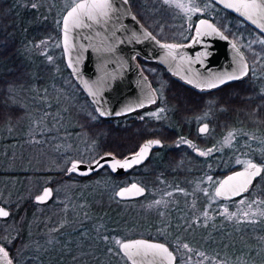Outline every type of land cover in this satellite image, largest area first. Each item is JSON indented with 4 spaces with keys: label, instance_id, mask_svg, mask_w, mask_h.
Segmentation results:
<instances>
[{
    "label": "trees",
    "instance_id": "16d2710c",
    "mask_svg": "<svg viewBox=\"0 0 264 264\" xmlns=\"http://www.w3.org/2000/svg\"><path fill=\"white\" fill-rule=\"evenodd\" d=\"M76 1L78 0H0V141L11 146L14 153H18L15 155L11 153L9 170L3 172L4 175L10 176L12 183L15 179L22 181V185L16 191L17 194H12L10 198L12 206L9 207L11 211L19 209L18 217L13 212L12 218L13 225L20 223L18 236L12 242V249H8L13 264H86L97 261L101 256L106 259L113 258L114 264H128L118 249L121 242L130 240L129 238L144 237L147 240L168 244L159 237H149L142 231L135 232L131 237H122L120 232L122 220L119 216H115L120 207V202L115 197L118 188L115 182L117 177L107 168L88 178L67 175L60 158L62 156H58V152L42 146L47 150L42 157V163L38 165L37 159L41 147L26 143L28 131L30 127L32 128L33 114L42 107L41 98L44 91L46 93L51 91L48 96L49 103L54 102L51 105L52 110H56L59 116H62L57 126L63 127L65 123H69L68 129L61 131L68 134L79 131L89 138L107 137V135L117 137L121 133L116 131L118 127L115 119L107 120L97 116L64 63L60 44L61 22L66 11ZM128 3L139 22L160 41L173 44L182 42L179 27L183 20L178 13L166 9L159 0H128ZM220 16L234 23L236 41L244 38L264 40L263 34L250 29L239 17L224 12ZM220 16H216L217 18L213 20L218 25L223 23ZM239 48L249 60V69L244 80L247 83L243 84V89L236 90L235 107L238 114L236 118L249 120L251 122L249 126L258 129L259 134H262L264 132V122L261 121L264 120V90H262L264 43L239 45ZM141 69L151 84L161 81L158 85L167 86L165 82L170 76L158 64L141 63ZM238 108L244 111L237 110ZM255 122L261 123L255 125ZM5 136L9 138L3 139ZM97 142L100 143L98 150L100 149L101 153H105L106 148L111 147L110 151L116 154V149L107 145V142L103 144L99 140ZM35 151L39 152L34 156ZM252 160L264 167L261 159L253 157ZM47 179L52 180V186H59L63 188L64 193H67H65L67 203L63 205L65 207L72 205L77 194L87 192L91 195L93 200L88 208L91 220L84 227L94 232L91 228L93 221L101 225L103 228L99 236L100 241L90 238L84 240L82 235L78 237L79 229L68 228L65 232L59 233L58 246L48 249L47 245H42L44 243L40 241L42 238L38 231L40 226L55 223L52 220L58 216L57 210L63 207L53 206L50 202L45 206L52 209L37 218L36 208L41 206L35 205L30 197L39 193ZM23 199L26 200L25 207L28 208L26 213H23V204L19 206ZM124 211H127V207H124ZM48 218L51 221L45 222L44 220L48 221ZM3 222L6 221L0 220V235L4 234ZM28 233L36 235L29 239ZM88 234L91 235L90 232ZM37 236L40 238L38 239ZM66 240H68L67 249H73L76 245L86 242L93 251H82L81 257L74 253H61L56 260L55 257L51 259L57 247L59 249L66 247ZM119 240V244L114 243ZM77 241L81 243L77 244ZM227 242H234L236 245L246 243L257 248L263 244L264 250V224L258 223L252 230L238 231L235 238L221 240L219 244L224 246ZM36 246H39L42 252L45 249L46 256H40ZM175 264H181V261L177 260Z\"/></svg>",
    "mask_w": 264,
    "mask_h": 264
},
{
    "label": "flooded vegetation",
    "instance_id": "af4514ba",
    "mask_svg": "<svg viewBox=\"0 0 264 264\" xmlns=\"http://www.w3.org/2000/svg\"><path fill=\"white\" fill-rule=\"evenodd\" d=\"M159 1L166 9L178 13L183 20L179 27L182 42L175 45H188L194 36L196 26L202 20L209 21L238 48L239 45L264 43L263 39L244 38L236 41L234 23L228 22L229 20L220 15L224 12L238 16L220 7L213 0ZM216 16H220L223 23L219 25L215 23L213 20L217 18ZM243 21L250 29L259 33L252 25ZM146 29L160 43L173 44L160 41L148 28ZM211 36L210 33H205L206 38L199 44L205 47L212 45ZM205 50L208 51L207 48ZM239 50L243 54L240 48ZM243 57L248 70L249 60L244 54ZM135 60L140 69L141 63H148L139 57ZM220 68L211 73L186 69L185 80L182 81L162 68L170 78L165 82L167 86L158 85L161 81L156 84L150 83L156 99L153 105L124 116L107 119H115L116 125L122 130L138 124L145 133L141 144H139L141 134L138 131L132 135L121 132L116 137L119 157L115 158L119 161L137 154L147 141L161 143L160 147L150 151L144 163L116 176L118 180L116 192L131 186H139L144 190L142 196L134 199L116 198L120 202L119 208L124 211V207H127L126 216H134L138 221L142 219L149 223L148 232L155 234L158 232L152 226L157 220L165 222L176 215L187 214V219H193L198 227L196 239L198 241L195 247L203 252L209 250L216 253L221 251L217 247L218 243L210 247L201 245L211 239H217L216 242L220 240L221 243V240H229L230 235L235 236L238 231H246V227H249L236 225L234 212L237 204L245 202L244 209H246L251 199H260L264 202V167L253 162L252 154L246 151L247 144L252 138L245 133L244 126L250 122L236 118V89L247 83L244 82L246 76L232 79L235 65L230 59L223 60ZM224 78H228L229 81L219 83L220 79ZM216 82L218 85L210 86L215 85ZM193 83L201 86L194 87ZM257 135L259 137L258 133ZM262 138L264 139V133ZM243 159L247 161L242 162ZM252 163L261 167L262 171L245 192L236 196L235 190L231 188L220 191L221 183L228 176L247 170ZM255 223L264 224V217H260ZM165 245L174 254L173 248L168 244ZM232 250L235 251L236 248H230V251ZM191 263L195 264L194 260H191Z\"/></svg>",
    "mask_w": 264,
    "mask_h": 264
},
{
    "label": "water",
    "instance_id": "95a60500",
    "mask_svg": "<svg viewBox=\"0 0 264 264\" xmlns=\"http://www.w3.org/2000/svg\"><path fill=\"white\" fill-rule=\"evenodd\" d=\"M213 1L264 34V0ZM205 33H210L213 39L212 45L206 47L199 44L206 38ZM60 34L66 68L101 119L124 116L156 102L150 82L136 63V57L158 64L181 81L185 80L186 69L211 73L221 69L222 61L227 59L232 60L235 65L232 79L236 80L247 74V65L239 48L209 21L202 20L198 23L188 45L163 44L135 17L128 0H78L64 14ZM224 81L229 79H220L219 83ZM192 85L201 86L196 83ZM216 85L218 82L210 86ZM160 146L158 141H147L137 154L122 161L112 155H102L90 163L73 161L67 174L88 178L107 167L114 176H119L144 163L150 151ZM261 171V167L249 164L247 170L228 176L221 183L220 191L231 188L237 196L251 186ZM143 194L144 190L139 186H131L118 190L115 196L117 199L129 200ZM52 198V188L45 187L33 201L36 205H45ZM0 210L8 213L6 216L0 215V220H7L9 210L2 205ZM118 249L128 264L176 262L172 251L158 241L131 239L121 242ZM0 264H9L2 249Z\"/></svg>",
    "mask_w": 264,
    "mask_h": 264
},
{
    "label": "rangeland",
    "instance_id": "374dc122",
    "mask_svg": "<svg viewBox=\"0 0 264 264\" xmlns=\"http://www.w3.org/2000/svg\"><path fill=\"white\" fill-rule=\"evenodd\" d=\"M237 89H243L242 86L237 87ZM236 89V90H237ZM49 91L46 93L43 92V96L41 98L42 107L41 109L37 111V113L33 114L32 117V128L30 127L28 131V141L26 143L31 144L33 146H40L41 150L37 162H39L38 165L42 163V157L44 155L46 148H42V146L50 148V150H54L55 152H58V156L60 157L63 165L65 166V171L67 174V169L70 166V164L73 161H78L82 163H90L97 159L99 156L106 154L113 155L114 157H119V154L117 152V141L118 139L115 136H93L88 137L87 135H83L82 132L77 131L74 134H68L66 132L61 131L67 130L69 127V123H65V126L58 127V120L62 118V116H59V114L56 112V110H52V104L49 103ZM57 93V92H56ZM236 108V107H235ZM237 110H242L241 108H238ZM236 113V117H237ZM62 121V120H61ZM264 122V120H261ZM261 122H255V125L259 124ZM251 124V122H250ZM242 126L246 129V134L252 138L251 141H249V144H247L246 151H250V154H252V158L256 157L258 159L262 160V163L264 164V139L262 138V134H259V130L256 128H251L249 125ZM136 126V127H135ZM132 127H127L126 130L122 129H116L118 132L123 133H132L135 134L137 131L139 134H141V138H139V144L143 141V136L145 135L144 131L142 130V126L139 127V125H135ZM118 127V126H116ZM240 131V130H237ZM241 133V132H240ZM259 134V137L257 135ZM131 134V135H132ZM238 134V133H237ZM130 135V134H129ZM9 137H3V139H8ZM101 141L102 144L107 142V145H111L113 148L116 149V154L110 151L111 147L106 148L105 153H101V150L99 151L98 148H100V143L98 144L97 141ZM22 142V141H21ZM109 142V143H108ZM24 143V142H22ZM138 144V145H139ZM110 148V149H109ZM102 149V148H101ZM39 151H35L33 155L35 156ZM12 154H18L14 153L13 148L9 146L8 144L1 143L0 141V205H2L4 208L9 210V218L7 220H3L6 222H3V228H4V234L0 235V249H2L9 261V264H13L12 258L10 253L8 252V249H12L13 246V240L18 236V230H19V224L15 223L13 225L14 220L12 218L13 212L15 216H17V212L19 211L18 208H16L14 211L10 210L9 207L12 206V201H10V198L12 194H17L16 191L19 190V187L22 185V181L20 179L13 180V183L10 179V176L4 175L3 171L9 170V159ZM126 153H129V151H126ZM251 158V160H252ZM27 159V158H26ZM29 160V159H28ZM249 160V159H248ZM33 161V160H32ZM246 160H242V162H246ZM253 161V160H252ZM9 166V167H8ZM116 183H118V180H115ZM52 180L47 179L45 183L42 185L41 190L39 193L31 195V200L33 202V198H35L37 195H39L43 188L45 187H51L53 191V198L51 200V204L53 206H63L66 205L65 196L66 194L63 192V188L61 187H54L52 186ZM51 184V185H49ZM83 187V186H82ZM30 196V195H29ZM26 199V197H25ZM23 199V202L19 204L24 207L23 213L27 212L26 206V200ZM250 198H248L249 200ZM258 199V198H256ZM93 198H91V195L87 192L80 193L76 195V198L73 200L72 205H67L66 207L63 206L60 209L57 210L56 214L58 213V216L53 218L52 221H55V223H46L43 226H40L39 230L41 235V242L44 243L42 245H47L48 249L52 247L58 246V240H59V233L65 232L68 228L73 229H79L77 232L80 234L78 237H81L84 240L87 239H96V241H100V233L102 230V226L98 223L94 222L92 223V230L94 232L87 230L84 225L89 223L91 220L89 215L90 204L92 202ZM249 200V205L246 209H244L245 202H240L237 204L234 212V216H236L235 222L236 225H247L249 227H246V229L252 230L255 227V221L259 220L260 217H264V202L260 199L258 200ZM260 200V201H259ZM50 204V205H51ZM49 206V205H48ZM52 206V207H53ZM87 207V208H86ZM36 216L37 218H40L41 215H43L46 211L51 210V207H39L36 208ZM53 212V210H52ZM125 213V214H124ZM245 214V217H242V215ZM62 215V216H60ZM187 214L183 215H176L174 217L168 218L165 220V222L156 221L154 222L155 225L152 226L153 229L158 232L155 233H149V223L145 222L144 220L138 221L136 217L134 216H126V212L123 211L122 208H119L117 210V213L115 216H119L121 218V229L120 232L122 234V237L128 236L131 237L137 231H142L145 233V235L149 237H159L162 241L168 243L173 248V252L177 257V260L181 261V264H191V260H194L195 264H264V250L263 244L261 247H251L247 245L246 243H239L238 245L234 244V242L230 243L227 242L224 246V248L219 244V242H216L215 240H209L208 243H204V247H210L214 243H218V248H220V252H212L209 250H205V252L198 250L195 246L197 245V226L194 223V220L187 219ZM35 214L33 215V217ZM241 216V217H240ZM18 217V216H17ZM42 218V217H41ZM39 220V219H38ZM2 221V220H1ZM45 222H50L51 219L48 218L47 220H44ZM196 226V227H195ZM90 227V226H89ZM101 228V229H100ZM91 233L89 235L88 233ZM36 235V234H35ZM35 235H31V233H28L29 239ZM130 235V236H129ZM32 236V237H31ZM91 236V237H90ZM145 236V237H147ZM230 235L231 240L232 238H235V236ZM38 239L40 238L37 236ZM144 238V237H143ZM193 238V239H192ZM130 240L132 238H129ZM145 239V238H144ZM147 239V238H146ZM235 241V240H234ZM67 242L66 240V247L64 249H59V247L56 248V251L54 254H52L51 259L56 260V257H59V254H70L74 253L76 256L81 257L82 253L84 251L92 252V247L89 248L87 243L81 241H77V244L81 243L80 245H76L73 249H67ZM30 242H28L29 245ZM115 244H119V241L114 242ZM91 246V245H90ZM200 246V247H201ZM235 247V251H230V248ZM92 249V250H91ZM36 250L39 251V255L44 257L45 249H43V252L40 251L39 246H36ZM74 251V252H73ZM38 254V253H37ZM38 255V256H39ZM108 262H107V261ZM56 262V261H55ZM114 264V259L108 257V259L104 257L97 258V261L90 263L86 262V264ZM55 264V263H54Z\"/></svg>",
    "mask_w": 264,
    "mask_h": 264
},
{
    "label": "snow or ice",
    "instance_id": "6c2138e0",
    "mask_svg": "<svg viewBox=\"0 0 264 264\" xmlns=\"http://www.w3.org/2000/svg\"><path fill=\"white\" fill-rule=\"evenodd\" d=\"M252 6H254V5H245V7H252ZM229 7H231V5H229ZM41 199H43V198H41ZM7 214H8L7 212H4L3 210H0V215L6 216Z\"/></svg>",
    "mask_w": 264,
    "mask_h": 264
}]
</instances>
